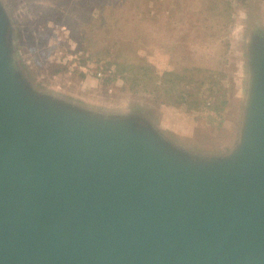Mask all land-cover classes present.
Instances as JSON below:
<instances>
[{"label": "water", "instance_id": "obj_1", "mask_svg": "<svg viewBox=\"0 0 264 264\" xmlns=\"http://www.w3.org/2000/svg\"><path fill=\"white\" fill-rule=\"evenodd\" d=\"M122 128L0 129V264H264V114L203 178L152 129Z\"/></svg>", "mask_w": 264, "mask_h": 264}, {"label": "rangeland", "instance_id": "obj_2", "mask_svg": "<svg viewBox=\"0 0 264 264\" xmlns=\"http://www.w3.org/2000/svg\"><path fill=\"white\" fill-rule=\"evenodd\" d=\"M148 3L137 14L143 25L156 30L159 44L173 29H182L180 37L190 28L200 63L218 66L214 84L192 83L188 104L158 101L148 91L131 90L110 55L92 45L87 30L98 15L95 4L0 0V129L21 136L23 128L38 126L23 131L29 136L64 125L76 136L105 141L121 138L122 129L129 134L122 126L130 123L136 137L152 129L165 146L187 158L191 167L180 173L202 178L257 138L264 114V0ZM227 41L228 51L218 54ZM139 53L161 73L174 68L161 45Z\"/></svg>", "mask_w": 264, "mask_h": 264}, {"label": "trees", "instance_id": "obj_3", "mask_svg": "<svg viewBox=\"0 0 264 264\" xmlns=\"http://www.w3.org/2000/svg\"><path fill=\"white\" fill-rule=\"evenodd\" d=\"M81 1L84 5L92 3L98 8V15L93 18L87 30V34H91L89 40L92 45H96L99 53L110 55V63L118 66L117 74L124 78L131 90H145L152 93L158 101L180 105L185 103L184 101L188 104L189 96H194L192 83L217 81L213 78L218 66L202 65V60L199 61L196 57V48L193 49V41L189 40L190 28H185V35L180 37L176 35L182 29H173L170 31L171 38L164 44H159L156 30L143 25L137 14L142 9L141 6L151 0ZM231 4L232 2H228L227 6L233 7ZM147 8L151 15L155 14L149 6ZM142 15L144 17L143 11ZM193 26L194 24H191L190 27ZM224 29H227V26ZM155 45L163 46L171 54L174 62L172 70L159 72L153 63L139 53L141 48ZM229 47L230 41H227L226 45L218 50V54L226 53ZM219 62L223 63L217 61ZM197 101L198 99H195L192 103Z\"/></svg>", "mask_w": 264, "mask_h": 264}]
</instances>
